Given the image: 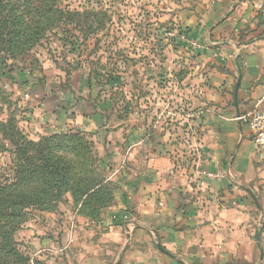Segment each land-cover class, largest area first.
Instances as JSON below:
<instances>
[{
    "label": "rangeland",
    "instance_id": "rangeland-1",
    "mask_svg": "<svg viewBox=\"0 0 264 264\" xmlns=\"http://www.w3.org/2000/svg\"><path fill=\"white\" fill-rule=\"evenodd\" d=\"M61 4L83 14L66 26L68 34L57 28L28 54L0 58V122L14 121L33 140L85 133L91 177L104 181L111 200L85 205V197L76 201L66 193L55 209L31 210L15 240L46 264H138L139 255L127 249L141 248L126 243L129 219L121 210L130 188L128 157L138 159L144 142V157H153L156 144H168L180 166L193 168L204 155L196 113L207 92L188 26L198 0ZM12 148L0 133V180L11 174Z\"/></svg>",
    "mask_w": 264,
    "mask_h": 264
},
{
    "label": "crops",
    "instance_id": "crops-1",
    "mask_svg": "<svg viewBox=\"0 0 264 264\" xmlns=\"http://www.w3.org/2000/svg\"><path fill=\"white\" fill-rule=\"evenodd\" d=\"M191 17L207 92L196 113L204 155L190 168L171 145L156 144L149 159L138 144L121 210L126 243L141 249L127 253L138 264H262L264 149L240 116L264 106V0H198Z\"/></svg>",
    "mask_w": 264,
    "mask_h": 264
},
{
    "label": "trees",
    "instance_id": "trees-1",
    "mask_svg": "<svg viewBox=\"0 0 264 264\" xmlns=\"http://www.w3.org/2000/svg\"><path fill=\"white\" fill-rule=\"evenodd\" d=\"M82 15L63 8L61 0H0V58L28 54L57 28L68 34L66 26L78 24ZM0 133L14 147L11 174L0 180V264H46L22 252L15 240L31 210L55 209L66 193L100 207L111 196L104 181L91 177L92 143L85 133L33 140L14 121L0 122Z\"/></svg>",
    "mask_w": 264,
    "mask_h": 264
},
{
    "label": "built area",
    "instance_id": "built-area-1",
    "mask_svg": "<svg viewBox=\"0 0 264 264\" xmlns=\"http://www.w3.org/2000/svg\"><path fill=\"white\" fill-rule=\"evenodd\" d=\"M240 118L252 129L255 146L264 149V106L258 104L253 110L240 116Z\"/></svg>",
    "mask_w": 264,
    "mask_h": 264
},
{
    "label": "water",
    "instance_id": "water-1",
    "mask_svg": "<svg viewBox=\"0 0 264 264\" xmlns=\"http://www.w3.org/2000/svg\"><path fill=\"white\" fill-rule=\"evenodd\" d=\"M162 250H164V249H162Z\"/></svg>",
    "mask_w": 264,
    "mask_h": 264
}]
</instances>
